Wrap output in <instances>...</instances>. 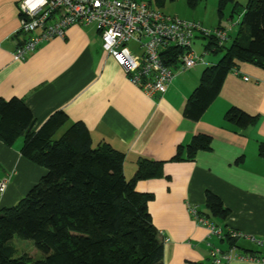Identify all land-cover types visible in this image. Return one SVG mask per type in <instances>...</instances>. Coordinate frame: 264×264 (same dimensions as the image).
<instances>
[{"label": "crops", "instance_id": "1", "mask_svg": "<svg viewBox=\"0 0 264 264\" xmlns=\"http://www.w3.org/2000/svg\"><path fill=\"white\" fill-rule=\"evenodd\" d=\"M20 1L0 0V100H23L35 118V130L63 112L67 121L53 139L73 124H83L93 146L107 143L125 155L126 180L134 177L140 158L163 162L162 176L138 181L136 190L153 195L148 208L163 242L164 264H214L215 249L229 251L227 239L211 235L190 213L189 207H196L207 216V193L229 212L222 220L207 219L225 231L264 242L263 69L237 64L239 73L232 70L207 111L192 120L184 114L188 99L205 69L221 58L207 67L177 72L168 91L154 97L129 82L103 50L94 25H74L64 37L45 41L15 61L17 47L34 36L19 32ZM234 108L251 116L253 123L242 129L228 121L227 113ZM198 135L211 139L210 149L191 160L173 161L179 147ZM18 141L12 147L0 142V184L6 183L0 210L18 204L47 173L22 156ZM236 247L234 254L264 253L248 239H239ZM220 264L258 263L231 259Z\"/></svg>", "mask_w": 264, "mask_h": 264}, {"label": "trees", "instance_id": "2", "mask_svg": "<svg viewBox=\"0 0 264 264\" xmlns=\"http://www.w3.org/2000/svg\"><path fill=\"white\" fill-rule=\"evenodd\" d=\"M232 2L220 0V11ZM231 13L241 17L238 32L229 47L209 40L214 55L224 54L205 69L188 99L184 114L192 120L203 116L237 64L264 70V0H248L240 11L234 5ZM226 118L242 129L254 121L236 108ZM66 121L59 111L35 130V118L23 100H0V142L12 147L23 139L22 156L47 170L24 199L0 210V264H164L163 242L148 208L153 195L136 190L138 181L162 176L163 162L140 158L127 181L125 155L107 143L93 146L83 124H73L54 140ZM210 145L208 136L198 135L179 147L173 161L191 160ZM205 206L206 217L222 220L229 214L211 193ZM15 237L33 241L43 258H15ZM226 239L236 246L238 240Z\"/></svg>", "mask_w": 264, "mask_h": 264}, {"label": "built area", "instance_id": "3", "mask_svg": "<svg viewBox=\"0 0 264 264\" xmlns=\"http://www.w3.org/2000/svg\"><path fill=\"white\" fill-rule=\"evenodd\" d=\"M18 9L19 32L34 36L17 47L13 53L15 61L24 59L45 41L64 37L74 25H94L101 36L103 50L115 59L129 82L149 97L164 95L177 72L183 73L198 65H207L203 56H199L192 48L198 35L213 39L222 46L236 26L232 24L227 29L218 27L207 30L199 22L181 20L135 0H21ZM240 23L241 17L238 28ZM37 31L39 33L35 34ZM130 43L136 44V51L126 48ZM209 52L212 53V48L206 50L204 55ZM233 71L239 73L238 69ZM245 80L248 81V78ZM5 188L6 183H1L0 195ZM189 210L211 235L221 239L227 236L235 240L248 239L259 249L264 248V242L255 237L245 236L235 230L225 231L215 225L201 216L196 207H189ZM236 249V246H232L226 253L215 249L212 252L214 264L231 259L264 264V253L234 254Z\"/></svg>", "mask_w": 264, "mask_h": 264}, {"label": "rangeland", "instance_id": "4", "mask_svg": "<svg viewBox=\"0 0 264 264\" xmlns=\"http://www.w3.org/2000/svg\"><path fill=\"white\" fill-rule=\"evenodd\" d=\"M137 2H144L151 5V8L155 10L162 11L163 13L178 17L181 20L189 22H199L207 30H214L218 27L229 28L232 24L236 25L230 32L228 37V42H225V46L229 47L232 41L235 39L238 32V22L240 17L236 14L232 16L233 6H237L238 10L244 9L246 7L248 0H233L232 3H225L222 10L220 11V0H135ZM231 2V1H230ZM193 42L192 48L199 55L203 56L208 65H211V61L219 60L224 52L214 55L209 52L208 55H204L205 45L208 39L198 35ZM137 46L134 43H130L128 50L136 51ZM58 136V135H57ZM55 137L58 140L59 137ZM22 143L23 139H20L18 143ZM21 145V146H22ZM130 180V179H129ZM127 180V181H129ZM13 244L16 248L15 258L27 255L29 258L38 260L43 258V255L36 249L33 241L23 240L21 238L15 237ZM31 261V262H32Z\"/></svg>", "mask_w": 264, "mask_h": 264}, {"label": "bare ground", "instance_id": "5", "mask_svg": "<svg viewBox=\"0 0 264 264\" xmlns=\"http://www.w3.org/2000/svg\"><path fill=\"white\" fill-rule=\"evenodd\" d=\"M129 46V45H128ZM126 48H128V47H126Z\"/></svg>", "mask_w": 264, "mask_h": 264}]
</instances>
